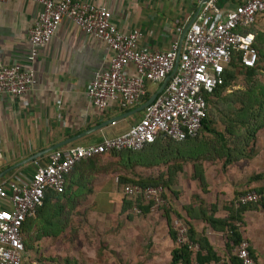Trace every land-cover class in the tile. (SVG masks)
Listing matches in <instances>:
<instances>
[{"label": "crops", "instance_id": "1", "mask_svg": "<svg viewBox=\"0 0 264 264\" xmlns=\"http://www.w3.org/2000/svg\"><path fill=\"white\" fill-rule=\"evenodd\" d=\"M79 1L106 7L110 12L111 21L119 30L139 31L138 45H145L156 51L166 50L171 42L180 40L182 29L193 15L197 14L199 6L197 0ZM39 8L38 4L30 0H0V63L17 62L31 68L34 74L33 83L25 93L15 97L7 95L0 97V173L14 166L1 175L0 179L13 178L17 175L23 178L29 177L32 171V159L28 160V157L38 154L34 159L44 161L47 152L41 153L42 150L69 137L93 128L61 146L95 144L103 136H113L126 130L141 116V111L125 117L121 116L139 104L131 108L112 105L99 110L90 103L85 95V87L93 71L108 60L110 51L101 41L84 36L70 22L62 21L49 43L38 48L33 61L27 60L30 50L27 31L34 23ZM115 117L120 118L115 119ZM110 118L114 119V122L104 125ZM97 125L100 127L94 129ZM72 142L76 144L73 145ZM109 156L110 153H105L76 163L65 178L64 195L66 192H68L66 196L70 194L71 198L72 195H76L80 202L96 205L99 211L106 209L110 203L114 208L118 206L120 204L117 195L119 191L116 190L118 185L112 181L111 173L115 164L118 162L123 164V157L120 158L117 154L118 158L116 157V161L112 163L108 161ZM214 162L216 160L205 159L200 165L206 191L201 190L197 180L190 177L193 173L192 164L189 165L188 171H185L189 178L183 183L178 180L170 181L167 188L169 192V189L177 188L180 195L190 194L195 201L191 202L189 198L184 200L180 211L175 205L179 200L177 194L170 199L166 189L169 203L168 208L163 212L165 213L162 215L163 219L158 220L156 207L151 205L144 212L148 216L153 214L154 218H157L152 223L156 227L154 231H120L118 235H106L104 231H94L90 237L94 242L90 243L93 247L100 245L102 249L104 248L98 264H112L107 256L111 252L106 249L123 252L125 259L128 258L127 254L131 253L134 256L130 262L134 263L161 264L159 260L165 259V264L167 261L172 264L170 252L176 248L172 238L173 219L184 222L189 227L188 239L191 241L194 238L195 241L192 242L198 248V251H192L193 253L187 248L191 254L189 262L185 264H199V257H206L202 264H216L215 258L219 259L217 257L225 255L222 253L226 240L222 234L228 231V227L213 220L227 221L236 231H247L249 246L255 253L263 252L261 238L264 237V208L259 205L258 208L246 207L239 213L240 217L229 219L228 216L236 215L234 210L229 208V203L235 197L237 190L264 187V182H253L249 179L250 182L240 183L238 179L248 175L246 172H240L241 170L237 173L233 169L234 165H229L231 162H227L228 165L224 166V172L230 176L231 170L235 173L233 177L228 176L225 181L224 172L221 171L220 166H214ZM212 171L216 174L215 181L210 180ZM171 204L173 207L170 206ZM6 206L7 202L0 199V208ZM122 206L123 210L129 209V206L131 208V204L128 205L127 201H123ZM170 207L175 209L172 210L174 212L170 211ZM175 212L179 218L175 216ZM32 218L25 220L24 230ZM240 220L243 228L238 229ZM35 235L33 231H21L24 245L22 264H53L50 259L57 253H53L56 252L54 248L49 250L48 245H52L53 241L57 243V240L48 239L56 233L41 231L39 236ZM97 239H99L98 244ZM39 244L42 251L38 255ZM100 246L94 251L88 250L90 252L88 255L93 254L95 257ZM208 248L209 255L206 251ZM75 258L78 257L74 256ZM92 260L94 259L90 255L88 261ZM177 263L180 264V261Z\"/></svg>", "mask_w": 264, "mask_h": 264}, {"label": "built area", "instance_id": "2", "mask_svg": "<svg viewBox=\"0 0 264 264\" xmlns=\"http://www.w3.org/2000/svg\"><path fill=\"white\" fill-rule=\"evenodd\" d=\"M39 5L37 17L27 31L32 62L40 47L47 45L62 21L70 22L84 36L104 43L110 51L108 60L93 71L85 95L99 110L109 106L131 108L144 102L161 81L163 88L144 106L139 119L126 130L103 136L95 144L61 146L46 153L45 160L32 159L29 177L19 175L0 179V264H22L24 245L21 226L42 205L47 192L63 191L65 175L82 160L117 152H135L157 138L183 141L196 137L206 117L207 99L219 85L231 65L254 67L257 51L251 25L264 16V0H197L199 9L180 41L174 40L166 50H151L138 45L139 31H121L101 5L79 0H30ZM33 70L17 62L0 63V97L25 93L33 83ZM156 84L154 91H148ZM113 123V122H111ZM118 185V175L112 177ZM247 188L234 199V206L264 203V189ZM121 195L130 202L134 213L141 204L166 209L165 188L161 184L139 185L123 182ZM174 247L197 249L188 239V227L177 219L171 221ZM239 264H255L245 239L234 247ZM179 264V263H177ZM216 264H230L228 255Z\"/></svg>", "mask_w": 264, "mask_h": 264}, {"label": "rangeland", "instance_id": "3", "mask_svg": "<svg viewBox=\"0 0 264 264\" xmlns=\"http://www.w3.org/2000/svg\"><path fill=\"white\" fill-rule=\"evenodd\" d=\"M250 29L255 34L253 45L255 50L257 51V63L254 75L252 76L250 82H246V75L244 72L245 69L242 67L236 68V65L235 67L234 65H231L230 71L234 73V78L228 81V84L225 87L226 89H224L219 95L220 98L222 97L223 99H225H222L217 103V98L211 97V101L208 103L209 119L211 120V123L208 126L215 129L216 131H222L223 139L221 140L220 136L216 137L214 134L201 130L196 137L176 144L177 151L181 156H183L182 158H179L178 162L180 168L177 171H173V161H169L164 165L159 164L156 166H147L145 163L141 164L142 161L144 162V160H141V162H136V160L134 161V158H132L131 156H129L128 158L125 156L126 154H128V152H123V164H120L119 162L115 164V167L113 168L114 171L111 173L112 177L114 175H118L119 178L121 177L124 182L137 183L138 181H142L146 185L152 182L163 184L166 183V185H168L171 180H178L183 183L185 179L189 178L188 175L185 174V171H188L189 165H201V163L205 162V159L216 160V162H214V166H220L221 171L224 172V166L228 165L226 161H224V154L226 153L227 148V152L230 153L229 157L231 159V163H229V165H234L233 169L237 171V173L241 170L240 172H246V174L248 175L245 178L242 177L238 179L240 183L243 184L246 182H250V180L259 183L264 182V125L258 128L254 132L253 136H249L248 138L246 137L244 139L243 137L245 136L246 128H244L240 124H237V118H239L237 116V113L238 110H240V101L243 97L242 92L246 90L251 91L252 89V91L256 92L257 94V91H259L260 88L264 90V16L258 17L256 21L251 25ZM155 89L156 84H150L147 87V90L150 92L154 91ZM260 96L261 99L264 100V93ZM252 106L254 107V104ZM255 110L256 107L252 111ZM245 116L250 117L249 114H246ZM231 121L234 122V125L232 124L234 126V129L232 135L231 133L228 135L223 131V129L225 126H230L229 124L231 123ZM250 121L251 123H254V120H252L251 118ZM72 144L74 145L76 144V142H72ZM220 145L222 148L220 147ZM117 154V152H111L108 161L112 163L115 162L118 158ZM129 154H132L134 157L140 155L139 152H129ZM125 157L127 158V161ZM145 161L147 163V160ZM167 165L169 166L168 169ZM230 173L231 176L228 173L224 172L225 181L228 179V176L233 177L235 172L233 173V170H231ZM215 175L216 174H214L213 172L210 180L215 181ZM123 181H120L118 186L116 187V190L119 191L117 192V195L119 200L118 202L120 204L118 206H115V208L114 205L112 206L110 203L106 209L99 211L96 205L80 202L78 198L75 197L76 195H72V198L70 194L66 196L68 194V192H66V194L64 196H60L57 201H55V199L51 200L48 205L46 204L39 210H36L34 218L29 220L24 231H33V234H38L37 236L41 234V231H51L52 233H56L55 236L48 239L49 241L57 240V243L56 241H53L52 245H48L49 250L54 248L56 252L53 253H57L54 254L56 255L54 256V258L50 259L53 264H98V262L101 261L100 257L103 255L102 250L104 248L102 249L100 245H95V247H93V245L90 243L94 242V240L90 238L91 234H93L94 231H104L106 235H118L117 233H119L120 231H154L156 229V227H154V224L152 223H154L157 218L155 219V216H153V214L151 215L150 213L151 216H148L146 215L147 213L141 211L140 213H134L130 206L129 209L127 208V210H125V208V211L123 210V201H127L123 198L119 189ZM171 185L173 184H170V186ZM204 187L202 188V190L205 189ZM166 189L167 188H165V190ZM116 190L114 189V192H116ZM169 190L170 192L167 189L169 198L177 194L176 196L179 200H177V203L175 205L177 206L178 210L180 209L181 205H183L181 203L184 200L189 198L191 202L195 201L194 197L190 194L180 195L177 188ZM241 191H243V189ZM241 191L237 190L235 193V197ZM235 197L229 203L230 206H226H229V208L235 207ZM165 201L166 204L164 205V207L168 208L169 202L167 197L165 198ZM170 206L173 207L172 204ZM246 207L256 208L257 205H248ZM155 210L156 212H158V220L160 219L161 221L163 219L162 215L165 214L163 213L165 210H163V205L155 208ZM172 210L175 209L170 207V211ZM180 211H182V209H180ZM166 212H168V210ZM176 213L177 212H175V216L179 218V215ZM239 222L240 224H238V229H240L241 227L243 228L242 221L240 220ZM155 223L157 224V222ZM237 232L241 236L243 235L241 239L246 240L249 249V240L246 237L247 231L242 230ZM222 235L225 236V242L229 244L231 240L230 232L225 231V233H223ZM121 237L123 240V236ZM172 238L174 239V236ZM193 239L191 240V242L195 241V239ZM98 240L99 239H97V241L95 240L97 244ZM144 240L146 239L144 238ZM261 240L263 242L262 245L264 246V237L261 238ZM79 244L81 245L79 246ZM192 244L194 243L192 242ZM98 246H100L98 248L99 251H96L95 257L93 254H90L94 260L88 261L90 257V255H88V250L94 251ZM235 246L236 245H232V247L228 248L225 246L222 254H227L228 256L234 255L233 252ZM38 247L39 255L42 251V248L40 244ZM42 247L45 246L42 245ZM106 250L111 252L107 256L112 264H139V262H130V260L133 259L134 256L131 253H128V258L125 259V255H123V252L120 253L116 250L112 251L110 249ZM192 251L196 252L198 251V248L191 250V253H193ZM251 251V257L253 258L255 264H264V251L261 253H255L253 249ZM74 256L78 258L74 259ZM216 260L218 261V259ZM159 261L161 264H165L166 260L162 259ZM167 263L168 261L166 262V264Z\"/></svg>", "mask_w": 264, "mask_h": 264}, {"label": "trees", "instance_id": "4", "mask_svg": "<svg viewBox=\"0 0 264 264\" xmlns=\"http://www.w3.org/2000/svg\"><path fill=\"white\" fill-rule=\"evenodd\" d=\"M257 63V62H256ZM256 68V64L254 67L251 68H245V75H246V82H250L252 76L254 75V71ZM234 78V73L230 70H228L224 76V82L223 84L219 85L217 88H215L213 90V92L211 93L210 97L207 99V113H206V117L202 120L201 122V130H204L208 133L214 134L216 137L220 136L221 140L223 139V133L222 131H216L215 129L209 127L208 125L211 123V120L209 119V102L211 101V97H215L217 98V103L222 100L223 98L219 97L220 93L226 89L225 87L228 84V81L230 79ZM264 93L263 89H259V91L253 92L252 89L251 91L246 90L242 92L243 97L241 98L240 101V107L237 113V116L239 118H237V124H240L241 126H243L244 128H246L245 130V136L243 137L244 139L247 137H251L253 136L254 132L260 128L261 126L264 125V100L261 99V96ZM225 99V98H224ZM223 99V100H224ZM254 104V107L252 106ZM243 107V108H242ZM256 107L255 111H252L254 108ZM249 114L250 117H246L245 115ZM245 116V117H244ZM250 118L252 120H254V123H251ZM262 118V119H261ZM234 122L231 121V123L229 124L230 126H225L223 131L226 132L228 135L231 133H233V125ZM189 140V139H186ZM183 140V141H186ZM183 141H172L170 139L164 138V137H160L157 138L153 143L146 145L145 147H143L142 149L135 151V152H139L140 155H137L136 159L132 154H129V152L131 151H117V153L119 154L120 157H123V152H128V154H126L125 156L128 158L129 156H131L132 158H134V161L136 160V162H141V160H144V162L142 161L141 164H146L147 166H153V165H159V164H167L169 161H173V171H177L180 168L179 165V158H182L183 156H181L179 154V152L177 151V145ZM222 142V141H221ZM223 144V143H222ZM221 147V145H220ZM222 148V147H221ZM227 148H226V153L224 154V161L230 162V153L227 152ZM158 151V152H157ZM116 153V152H113ZM125 157L126 161L127 158ZM92 159V158H91ZM147 160V163L146 161ZM175 163V164H174ZM75 166V165H74ZM73 166V167H74ZM72 167V168H73ZM71 168V169H72ZM169 168V166L167 165V169ZM70 172V171H69ZM68 172V174H69ZM168 172V170H167ZM65 175V178L66 176ZM257 177V176H255ZM191 178L192 179H196L201 190L202 188L205 186L204 184V179L202 177V172L200 169V165H193V173L191 174ZM154 179V178H153ZM120 181H123V179H121V177L119 178ZM168 180V179H167ZM124 182V181H123ZM136 184L139 185H146L144 184L142 181H138ZM148 184V182H147ZM155 184H161L164 188H169V185H166V183H157V182H152L149 183L148 185H155ZM65 185V182H64ZM64 189V188H63ZM259 189H264V187H260ZM64 190L60 193H52V192H47L44 195V199L42 202V205L40 207L37 208V210H39L40 208H42V206H45L46 204L48 205V203L51 200L57 201L58 198L60 196H64ZM166 194V193H165ZM167 197V196H166ZM128 205L130 204L129 201ZM248 205H259L260 207L264 208V203H255V204H248ZM248 205H241L239 207H233L232 209L235 212V216H233L232 214H229V219L232 218L234 219L235 217L238 218L239 213L241 211H243L246 206ZM136 206L140 209L141 212H145V210L147 211L149 208V205H143L141 204L138 200L136 201ZM165 211V210H164ZM240 217V216H239ZM214 222H218L220 225L222 226H227L228 227V231L230 232V242L229 244L226 242L225 246L228 247H232V245H237L242 239H241V235L236 231L235 227L231 226L227 221H219V220H213ZM26 222V221H25ZM25 222L22 224L21 226V231H24V227H25ZM188 227V226H187ZM190 231L189 227L188 230ZM189 234V232H188ZM172 236V235H171ZM173 237V236H172ZM189 238H191L189 236ZM174 240V239H173ZM208 255L210 254V250L209 248L206 250ZM248 252L250 255H252L250 249H248ZM190 251H188L187 246H182V247H178V248H173L170 252L171 255V263L172 264H176L177 262L180 261V264H185L189 262V256H190ZM212 255V254H211ZM206 256V255H205ZM206 257H199V264H202V262L204 261ZM215 258V257H214ZM218 258V257H217ZM230 264H239L238 259L236 258V256L232 255V256H228ZM216 260V258H215Z\"/></svg>", "mask_w": 264, "mask_h": 264}, {"label": "water", "instance_id": "5", "mask_svg": "<svg viewBox=\"0 0 264 264\" xmlns=\"http://www.w3.org/2000/svg\"><path fill=\"white\" fill-rule=\"evenodd\" d=\"M198 9H199V6H198ZM198 9H197V11H198ZM197 13V12H196ZM196 15V14H195ZM195 15H193V17L187 22V24L185 25V27L182 29V31H181V35H180V40H181V38H182V36H183V34H184V32H185V30L187 29V27L189 26V24L192 22V20L194 19V17H195ZM179 40V41H180ZM175 65L176 64H174V66H173V69H172V71L161 81V83L159 84V87L154 91V92H152L148 97H147V99L144 101V102H142L141 104H139L136 108H134L133 110H131V111H129V112H127V113H125L124 115H121V116H123V117H125V116H127V115H130V114H133V113H135V112H137V111H140L144 106H146L154 97H155V95L157 94V93H159L160 91H161V89L163 88V86H164V84H165V82H166V80L168 79V77L169 76H171L172 74H173V72H174V70H175ZM120 117H115V119H119ZM114 119H112V118H110V119H108L105 123H104V125H106V124H108V123H111V122H114L113 121ZM100 127V125H97L96 127H94V129H96V128H99ZM93 129V128H92ZM92 129H89L88 131H85V132H82V133H79V134H77V135H74V136H72V137H69V138H67V139H65L64 141H61V142H59V143H56V144H54V145H52V146H50V147H47L46 149H44V150H42L41 151V153H46V152H48V151H50V150H52V149H54V148H57V147H59V146H61V145H63V144H66L67 142H70L71 140H74V139H76V138H78V137H80V136H82L83 134H85L86 132H89L90 130H92ZM38 154H33V155H31L30 157H28V160H30V159H34V157H36ZM14 166H11V167H8L7 169H5V170H3L1 173H0V176L1 175H3L6 171H9L10 169H12Z\"/></svg>", "mask_w": 264, "mask_h": 264}]
</instances>
